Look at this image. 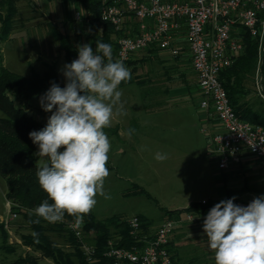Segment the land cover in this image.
<instances>
[{"label": "rangeland", "instance_id": "1", "mask_svg": "<svg viewBox=\"0 0 264 264\" xmlns=\"http://www.w3.org/2000/svg\"><path fill=\"white\" fill-rule=\"evenodd\" d=\"M16 7L12 30L7 39L0 42L2 65L30 77L32 71L40 74L46 65L55 64L59 78L65 84L61 69L68 62L54 31L71 36L73 25H81L76 21L77 13L85 14L86 11L82 12L79 3L66 4L61 0H19ZM77 34L79 36L80 31ZM179 54L177 58H169L164 57L163 52L161 55L155 53L148 61L137 64L132 82L119 86L127 115H114L111 130L106 131L111 151L107 164L110 175L105 180L104 191L110 198L97 195V203L92 209L97 221L112 216L128 220L141 215L152 222L150 232L153 234L165 220L167 210L182 209L194 202L220 201L225 197L224 187L231 188L230 183L234 186L232 195L249 202L264 195L259 169L255 174L235 175L227 184H222L224 172L216 169V162L206 152L207 139L202 130L207 129V125L197 106V90L190 91L195 80L190 61L186 55ZM258 73L264 77V56L259 70L256 57L246 76L245 95L240 99L255 111L264 110V101L255 88ZM7 94L16 107L47 124L51 113L42 110L37 96L23 100L18 98L15 90H8ZM4 117L0 110V118ZM129 129H135L131 138L127 135ZM158 152L166 154L167 159L157 161L155 155ZM40 163L41 160H37V164ZM134 186L145 193H129ZM6 191V180L0 175V218L3 220L11 215ZM173 220L187 222L184 215ZM9 222L19 224L21 218L17 216ZM111 231L115 228L111 227ZM8 232L9 243L16 250L11 254L0 253V263L31 253L39 258L40 264H52L39 252L21 244L20 234L26 233L25 229L10 228ZM50 236L58 247L68 250L65 237ZM183 257L178 255L179 264L189 262Z\"/></svg>", "mask_w": 264, "mask_h": 264}, {"label": "built area", "instance_id": "2", "mask_svg": "<svg viewBox=\"0 0 264 264\" xmlns=\"http://www.w3.org/2000/svg\"><path fill=\"white\" fill-rule=\"evenodd\" d=\"M102 3L100 21L120 32L126 17L137 21L132 37L116 39V60L123 63L149 48L179 55L186 45L190 65L196 78L197 106L205 121H215L218 129H203L207 155L224 172L231 164H240L250 156L259 161L264 182V126L250 123L234 111L220 74L231 67L244 50L248 36L257 47L258 70L264 56V0H98ZM86 19L91 23V15ZM77 21L82 17L79 13ZM78 58V52L73 60ZM255 88L264 101V77L258 73ZM10 209L11 204L7 201ZM17 216L13 213L11 218ZM191 215L186 221H192ZM181 221L165 219L150 235L141 236L138 216L127 220L135 243L120 245L121 237L105 241L102 256L96 246L85 240L81 223L74 221L68 230L79 241L86 264H174L168 250L170 235ZM7 223V221H5Z\"/></svg>", "mask_w": 264, "mask_h": 264}, {"label": "clouds", "instance_id": "3", "mask_svg": "<svg viewBox=\"0 0 264 264\" xmlns=\"http://www.w3.org/2000/svg\"><path fill=\"white\" fill-rule=\"evenodd\" d=\"M77 50L78 58L61 69L65 86L52 82L39 98L42 110L51 113L46 126L29 133L41 160L38 183L48 197L33 210L36 224L41 219L60 222L65 214L81 222L95 207L97 195L110 198L104 191L111 151L105 129L114 115H127L119 86L132 74L113 59L108 43L97 41L95 51L89 44ZM134 132L129 129L128 137ZM155 159L163 162L167 155L158 152ZM235 199L215 204L203 222L215 264H264V195L247 206Z\"/></svg>", "mask_w": 264, "mask_h": 264}, {"label": "trees", "instance_id": "4", "mask_svg": "<svg viewBox=\"0 0 264 264\" xmlns=\"http://www.w3.org/2000/svg\"><path fill=\"white\" fill-rule=\"evenodd\" d=\"M18 1L0 0V42L6 40L12 30ZM61 1L66 4L79 3L90 13L91 23H101L104 26L103 31L105 33L99 39V42L108 43L112 46L114 60H116L117 37H132L136 33L137 21L132 16L126 17L125 24L120 32L115 31L110 24L101 22L99 14L103 5L98 0ZM54 36L59 42L60 48L64 51L66 61L71 63L77 51L70 35L55 30ZM244 45L243 52L235 58L232 66L221 72L220 80L237 116L250 123L264 126V110L255 111L247 102L240 100L241 96L245 95L246 92V76L252 70L257 57L256 44L248 36L244 37ZM145 51L146 53H151L150 56H145L144 52H141L139 53L141 54L140 58H138L139 54H137L124 63L131 70L132 76L136 73L137 64L148 61L158 49L149 48ZM134 79H137L136 76H134ZM132 81L133 77L130 81L122 82L121 85ZM52 82L57 83L60 87L65 86L59 78L55 64L46 65L45 70L40 74L32 71L30 77H25L8 70L2 65L0 51V110L5 115L4 118H0V175L6 180L7 191L5 198L11 204L10 212L21 218L19 224L5 223L0 220V253L11 254L16 250L15 246L9 243L8 230L10 228H16V230L25 229L27 232L20 234L21 244L32 251L39 252L42 258L49 259L52 264H86L79 247V241L68 230V225L76 221L75 217L65 214L64 219L60 222L49 223L43 219L40 220L39 224L32 222L37 219L33 210L48 197L38 183L36 172L39 167L37 160H40V158L36 155L38 147L29 138V133L41 130L46 124L34 119L23 108L16 107L7 94L8 90H15L18 98L23 100L30 99L32 96L40 98L49 89ZM109 129H105V132L109 131ZM116 130L115 128V133H117ZM134 187L129 193H145L142 188ZM49 203H52V201L49 200ZM217 203L219 202L213 200L194 202L182 209L167 210L164 216L165 219L172 220H179L183 215H191L196 218ZM137 216L141 222V236L150 234L152 222L141 215ZM80 223L85 240L96 246L99 257L102 256V252L105 249V241L109 238L120 236V245L135 243L134 239L128 235L127 220L121 217L112 216V218L105 221H97L91 210L89 214L84 215ZM111 227L115 228L114 232L111 231ZM33 233L37 235L34 236ZM50 234L65 237L68 250L58 247ZM169 244L170 239L168 242L169 253L174 264H179L178 254L172 251ZM0 264L40 263L39 258L34 254L24 253L18 255L13 261Z\"/></svg>", "mask_w": 264, "mask_h": 264}, {"label": "crops", "instance_id": "5", "mask_svg": "<svg viewBox=\"0 0 264 264\" xmlns=\"http://www.w3.org/2000/svg\"><path fill=\"white\" fill-rule=\"evenodd\" d=\"M82 12L86 11L85 9H81ZM82 17V20L79 21L81 23L80 26H76V24L73 25V31L71 37V41L74 43L77 50L78 45H84V44H89L92 48L93 51L96 49V42L99 41L100 38L104 35L105 31H103V25L101 23H87L86 19L90 13L86 11V13H79ZM77 21V20H76ZM127 25V22H126ZM80 31V34L78 36L77 32ZM74 36V37H73ZM182 48L180 50L181 55H186L187 59L188 53L186 49V45L183 43ZM154 49L155 48H151ZM164 57H169L171 58L170 54L168 52H163ZM151 53H146L144 51L145 56H150ZM156 54H162V51H157ZM180 55V54H179ZM141 54L138 55V58H140ZM180 57V56H179ZM177 58V56L175 57ZM194 75V74H193ZM194 77V90L196 88V78L195 75ZM188 84L187 82H184ZM189 86V85H188ZM207 127H211L214 130L218 129V124L215 121H205ZM256 169L260 170V173L262 174V168L258 160L255 158H252L250 156H247L244 158V160L240 164H231L229 169L224 171L223 174V180L222 184H227L228 179L233 178L235 175L238 174H246V175H251L256 173ZM231 188H226L225 189V197L220 200L223 201L226 198L230 199L232 197H235L236 199L234 200V203L237 205L241 206H247L250 202L247 200L242 199L241 196L235 195L233 196V188L232 184L230 183ZM227 199V200H228ZM218 201V202H220ZM204 202V201H203ZM210 210V209H209ZM209 210L203 212L201 215H199L196 218H193L192 221H187L184 222L183 220L179 225L176 226L175 231L170 235V244L169 247L174 248L178 252L179 256H184L189 262L185 264H215L214 260V252H212L208 246H207V236L203 232V222L205 217L207 216ZM1 221H10V218L3 220L0 218ZM189 222V223H188ZM183 257V258H184Z\"/></svg>", "mask_w": 264, "mask_h": 264}]
</instances>
